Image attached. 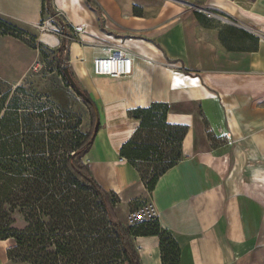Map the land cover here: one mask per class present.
Wrapping results in <instances>:
<instances>
[{"label":"crops","instance_id":"obj_1","mask_svg":"<svg viewBox=\"0 0 264 264\" xmlns=\"http://www.w3.org/2000/svg\"><path fill=\"white\" fill-rule=\"evenodd\" d=\"M45 3L0 0V15L27 28L50 10L77 35L69 68L102 117L91 148L100 141V151L87 154L97 180L122 203L147 198L142 219L155 216L173 233L180 264H236L264 248V0ZM110 46L129 50L131 74L94 73V58ZM7 50L1 63L12 57ZM155 101L169 103L168 122L189 129L182 160L149 192L119 150L140 122L129 109ZM135 244L142 264H162L157 235L137 236Z\"/></svg>","mask_w":264,"mask_h":264},{"label":"trees","instance_id":"obj_2","mask_svg":"<svg viewBox=\"0 0 264 264\" xmlns=\"http://www.w3.org/2000/svg\"><path fill=\"white\" fill-rule=\"evenodd\" d=\"M45 2L50 9V0ZM0 30L16 37L24 33L1 15ZM67 49L63 40L56 59L71 86L62 68L69 66ZM82 90L97 121L91 132L81 129L77 111L57 99L30 107L18 95L24 86L0 91V241L11 242L8 259L28 264H142L135 237L157 235L162 264H180L181 247L173 233L157 217L126 224L117 210L119 195L97 180L85 160L101 124L95 101ZM169 110V103L155 101L128 111L140 122L119 155L138 171L150 192L184 156L189 127L168 122Z\"/></svg>","mask_w":264,"mask_h":264},{"label":"rangeland","instance_id":"obj_3","mask_svg":"<svg viewBox=\"0 0 264 264\" xmlns=\"http://www.w3.org/2000/svg\"><path fill=\"white\" fill-rule=\"evenodd\" d=\"M43 1L45 2V0ZM49 12L50 10H46L44 16H42V20L35 26L25 28L12 22L23 29L24 33L20 34V37L2 34L0 30V37L2 38L0 40V52H5L4 50L8 51L7 49L9 48L12 52L11 58H8V56L6 58L3 57L2 63L0 62V91L5 90L8 86H11L12 89H15L19 85L24 86L25 91H20L18 95L30 107L34 103L44 102L48 104V101L57 99L69 110L77 111L82 117L81 129L91 132L96 126L97 121L95 116H93L92 110L85 104L84 100L76 94L75 90L71 86L66 85V80L61 74V68L56 59L57 49L63 40H65L68 46V49L64 52V58L69 56L71 39L51 31L43 30L40 26L44 19L49 18V27L58 28L63 33L71 36L72 39L77 38V35L72 30L70 32L66 24L58 22L56 20L58 17L51 15ZM4 38L8 39V44L6 45L2 43ZM80 88L83 89L81 86ZM99 123L102 124L100 111ZM209 138L212 144H215L216 140L214 137L209 136ZM100 143L99 141V144L95 147L97 152L98 149L100 151ZM96 151L91 150L88 155L91 153L96 156ZM88 158L90 157H85L87 162L89 161ZM94 158L92 157L91 162ZM89 165L90 167L92 166V164ZM91 169L93 170L94 168L91 167ZM93 171L96 173L95 169ZM148 209L147 198H142L139 194H136V196L132 195V198H129L128 201H123V203L121 200L117 206L119 216L125 223L131 221L136 223L145 220L142 218L145 214L149 215ZM152 217L154 218L155 216L149 218ZM10 244V241H0V264H28L14 263L8 259L7 248ZM236 264H264V248L253 249L245 253L237 260Z\"/></svg>","mask_w":264,"mask_h":264},{"label":"built area","instance_id":"obj_4","mask_svg":"<svg viewBox=\"0 0 264 264\" xmlns=\"http://www.w3.org/2000/svg\"><path fill=\"white\" fill-rule=\"evenodd\" d=\"M45 5L47 6L46 3ZM208 14L212 15L211 12H208ZM48 21L49 18L42 21L40 27L43 30L51 31L55 34L62 35L63 37H67L72 40L71 36L63 33V31H60L58 28L49 27ZM93 70L94 73L98 75H106L111 77L129 75L133 70V59L127 48L121 46H110L108 47V53L106 55L94 58Z\"/></svg>","mask_w":264,"mask_h":264},{"label":"water","instance_id":"obj_5","mask_svg":"<svg viewBox=\"0 0 264 264\" xmlns=\"http://www.w3.org/2000/svg\"><path fill=\"white\" fill-rule=\"evenodd\" d=\"M62 68H63L65 76L67 77L68 81L71 83V87H74L76 89V93L78 95H80V97L83 100H85L87 102H91L90 97H88L84 93V91L79 87V85L77 84L76 80L74 79V77H73V75H72V73L70 71L69 66L68 65H63ZM95 111H96V113H98V109L95 108Z\"/></svg>","mask_w":264,"mask_h":264}]
</instances>
